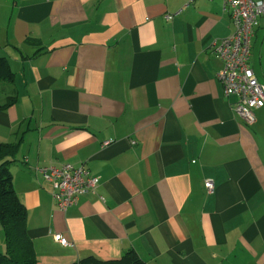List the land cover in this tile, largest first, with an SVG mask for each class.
<instances>
[{
  "label": "crops",
  "instance_id": "crops-1",
  "mask_svg": "<svg viewBox=\"0 0 264 264\" xmlns=\"http://www.w3.org/2000/svg\"><path fill=\"white\" fill-rule=\"evenodd\" d=\"M232 28L221 0H0V103L16 95L0 142L20 141L8 166L39 263L264 264V107L234 111L209 50ZM248 63L264 84V16ZM66 163L97 183L62 210L39 168Z\"/></svg>",
  "mask_w": 264,
  "mask_h": 264
},
{
  "label": "built area",
  "instance_id": "built-area-1",
  "mask_svg": "<svg viewBox=\"0 0 264 264\" xmlns=\"http://www.w3.org/2000/svg\"><path fill=\"white\" fill-rule=\"evenodd\" d=\"M222 9L229 13L232 32L209 44L211 54L219 58L223 66L217 72L226 95H236L234 111L247 124L255 120L253 110L264 107V84L254 76L248 60L250 56L251 38L259 18L264 16V0H221ZM188 3H186L187 5ZM172 15H166V19ZM42 177L51 185V195L62 210L77 202L78 197L93 190L97 178L92 176L83 166L61 164L47 165L39 168ZM204 186L212 191L211 181ZM54 239L62 245L70 244L63 235L57 233Z\"/></svg>",
  "mask_w": 264,
  "mask_h": 264
},
{
  "label": "trees",
  "instance_id": "trees-1",
  "mask_svg": "<svg viewBox=\"0 0 264 264\" xmlns=\"http://www.w3.org/2000/svg\"><path fill=\"white\" fill-rule=\"evenodd\" d=\"M14 80L8 60L0 56V83ZM1 93V89H0ZM16 95H8L0 103V110L13 105ZM18 142H0V225L4 237V251L0 252V264H42L36 259L31 238L27 233V209L17 196L8 164L16 160ZM66 264H147L132 249L116 259L102 260L89 255Z\"/></svg>",
  "mask_w": 264,
  "mask_h": 264
},
{
  "label": "rangeland",
  "instance_id": "rangeland-1",
  "mask_svg": "<svg viewBox=\"0 0 264 264\" xmlns=\"http://www.w3.org/2000/svg\"><path fill=\"white\" fill-rule=\"evenodd\" d=\"M6 84L7 82H1L0 83V89H1V93H0V101L3 99V97L6 94ZM5 249L4 247V237H3V231L0 225V252H3Z\"/></svg>",
  "mask_w": 264,
  "mask_h": 264
}]
</instances>
